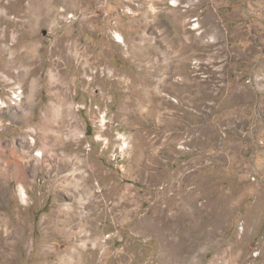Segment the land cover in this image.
Wrapping results in <instances>:
<instances>
[{"label":"rangeland","instance_id":"374dc122","mask_svg":"<svg viewBox=\"0 0 264 264\" xmlns=\"http://www.w3.org/2000/svg\"><path fill=\"white\" fill-rule=\"evenodd\" d=\"M40 1L59 7V21ZM64 3L0 0V264H264V0ZM173 12L191 28L217 19L258 60L228 76L192 59L213 95H172L186 122L166 137L149 117L152 143L139 150L135 116L119 113L130 76L80 32L143 13L175 27Z\"/></svg>","mask_w":264,"mask_h":264},{"label":"crops","instance_id":"0c3cea01","mask_svg":"<svg viewBox=\"0 0 264 264\" xmlns=\"http://www.w3.org/2000/svg\"><path fill=\"white\" fill-rule=\"evenodd\" d=\"M56 1L66 2L64 4L74 8L77 0ZM50 3L52 2H41L43 8L39 6V9L41 12L45 10L55 12V19H46L48 23H55L59 21V7H52ZM173 13L176 15L175 27L162 25L156 27L160 25V18L154 19L152 24L153 19L148 18L147 13H143L140 17H127L128 26L123 23L125 17H119V26L114 31L105 26H97L95 32L91 29L86 30V34L80 32L86 38L95 37L96 43L102 49L112 50L113 64L130 76L132 86L128 99L130 101H127L129 105L122 103L119 113L129 115V118L131 115L135 116L129 121L135 123L133 129H136L135 132L140 136L137 144L139 150L152 143L147 131L142 128L143 122L149 117L156 120V125L164 124L163 127L166 128L163 131L166 137L169 136L168 131L174 122L180 121L181 124L186 122L171 111L172 95L178 94L183 98L192 96L194 99L213 95L210 83L191 76L192 59H208L209 63L218 68H226L228 76L231 74L228 69L235 70L244 60L249 58L252 62L258 60V57H248V46L245 47L248 38L245 37L246 40L243 41L238 33L218 28L220 21H216L217 19L210 23L208 28H191L177 17L178 13ZM99 20L100 18L97 19V23ZM90 22L96 28L94 23ZM89 24V22L84 24L82 28L90 27ZM102 24L105 22L102 21ZM115 36L121 40L114 38ZM219 90L222 96L232 94L230 87H227V91L226 87Z\"/></svg>","mask_w":264,"mask_h":264},{"label":"bare ground","instance_id":"6f19581e","mask_svg":"<svg viewBox=\"0 0 264 264\" xmlns=\"http://www.w3.org/2000/svg\"><path fill=\"white\" fill-rule=\"evenodd\" d=\"M177 3V2H176ZM176 6V5H175ZM27 48H29V45H26ZM17 96V95H16ZM18 99H21V96L20 98L18 97ZM3 103V101H1L0 99V104ZM18 102H13V104H17ZM6 106V105H4ZM23 146V145H22ZM22 150H24V146L23 148H21ZM19 153V148L18 147H14V150L12 151V155L15 156V159L13 161L14 165H15V168H16V175L15 177L20 181L22 179H24L25 177V174H26V168H25V165L24 163L20 162L19 159L16 157V155ZM0 154H1V143H0ZM44 152L43 151H39L38 153V156H39V161H38V164L41 165V161L43 160L42 159V156H43ZM72 175V174H71ZM70 175V176H71ZM74 175V174H73ZM72 178V177H71ZM17 180V181H18ZM23 196L26 197V191L24 190V188L22 187V190H21Z\"/></svg>","mask_w":264,"mask_h":264},{"label":"built area","instance_id":"2783aa9c","mask_svg":"<svg viewBox=\"0 0 264 264\" xmlns=\"http://www.w3.org/2000/svg\"><path fill=\"white\" fill-rule=\"evenodd\" d=\"M169 1V3H170V5L171 6H179V0H168ZM177 2V3H176ZM73 16V14H71V15H69V17H72ZM191 26H192V28H198V27H200L199 26V23L197 22V19H192V24H191ZM106 71H107V69H106ZM19 98H20V96H18ZM16 98V97H15ZM15 98H13V101L15 100ZM12 101V102H13ZM254 179H255V177H253Z\"/></svg>","mask_w":264,"mask_h":264},{"label":"water","instance_id":"95a60500","mask_svg":"<svg viewBox=\"0 0 264 264\" xmlns=\"http://www.w3.org/2000/svg\"><path fill=\"white\" fill-rule=\"evenodd\" d=\"M43 33L45 34L46 33V30H44Z\"/></svg>","mask_w":264,"mask_h":264}]
</instances>
